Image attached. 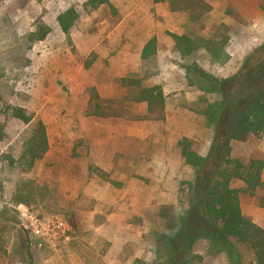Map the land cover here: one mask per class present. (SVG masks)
<instances>
[{
    "label": "rangeland",
    "instance_id": "rangeland-1",
    "mask_svg": "<svg viewBox=\"0 0 264 264\" xmlns=\"http://www.w3.org/2000/svg\"><path fill=\"white\" fill-rule=\"evenodd\" d=\"M87 1L0 0L1 50L12 48L16 37L23 38L39 24L50 28L44 41L8 61L5 70L12 89L7 102L46 126L49 151L27 178L49 188L51 195L33 211L14 206L11 197L17 176L2 172L0 163V245L7 249V255L0 250V264H25L11 254L16 229L24 226L25 209L42 218L57 217L66 226L65 234L42 239L34 247L36 264H133L137 259L165 263L169 253L164 238L180 231L191 198L188 187L182 192L180 185L195 180L193 170L179 159L177 143L184 137L192 139L205 157L213 142V131L205 128L204 119L186 108L201 93L188 87L186 68L191 63L181 59L168 33L213 38L220 25L228 26L229 63L218 66L204 52L195 59L219 80L236 76L264 51V0H211L212 12L198 24L190 23L186 13H172L154 0H112L116 14L107 6L87 13L83 9ZM71 7L81 18L68 38L57 18ZM228 8L240 13L243 22L228 16ZM153 37L157 59L142 64L141 52ZM131 74L149 76V87L162 86L168 97L164 121L86 116L92 89L105 103L121 101L126 95L121 80ZM146 109L145 104L136 105L131 115L143 116ZM24 130L22 124L10 123L2 150L20 154ZM257 149L264 153V136ZM230 153L244 162L252 155L240 144H232ZM97 171L121 186L105 182ZM260 196H241L240 205L243 215L264 229ZM163 212L175 223L174 229L167 227ZM233 245L242 264H253L248 248ZM184 258L189 264H231L224 249L207 239L197 240Z\"/></svg>",
    "mask_w": 264,
    "mask_h": 264
},
{
    "label": "trees",
    "instance_id": "trees-1",
    "mask_svg": "<svg viewBox=\"0 0 264 264\" xmlns=\"http://www.w3.org/2000/svg\"><path fill=\"white\" fill-rule=\"evenodd\" d=\"M154 3L167 5L172 13H186L192 24L200 23L213 10L211 0H154ZM103 6L109 7L116 14L112 0H88L83 9L91 13ZM227 15L239 23L243 22V17L234 8H228ZM80 18L81 13L75 7L61 13L57 18L61 32L69 38ZM49 34L50 28L39 24L35 31L23 38L16 37L12 48L0 49L1 170L8 173V176H17L11 203L29 209L43 205L51 196L49 188L27 178L46 157L49 140L46 126L41 119L7 102L12 89L5 64L22 57ZM168 35L181 59L191 63L186 68L188 87L201 93L199 100L186 108L204 119L205 128L213 131V142L204 157L198 153L194 140L184 137L178 141L179 155L195 175L194 181L180 185L182 192L188 187L191 195L184 222L176 236L164 238L169 253L165 263H149L137 259L133 264H189L184 257L192 251L193 245L199 239L218 243L227 253L231 264H242L240 253L233 243L250 250L253 264H264V229L245 217L240 205L241 196L254 199L261 193L258 207L264 210V153L257 149L264 136V51L252 57L236 76L219 80L205 72L195 59L204 52L214 64L227 65L231 58L228 52L231 41L228 26L220 25L213 38L192 32ZM157 56V39L153 37L145 44L140 60L142 64H148L155 61ZM149 78L146 74H131L123 78L121 85L126 95L118 102L105 103L97 90L92 89L86 116L101 120L164 121L167 116L168 97L162 86H147L146 81ZM141 104L147 106L146 113L133 117L132 108ZM10 123H19L25 127L21 135L22 150L18 155L12 150H2V145L8 138ZM232 144L244 145L252 151L248 162L231 157ZM97 175L105 182L121 186L104 172L97 171ZM236 183L240 186L235 187ZM161 216L168 228L172 230L176 227L167 212H163ZM2 229L6 230V227ZM14 240L11 254L19 260L22 259L25 264H36L34 247L42 244L43 240L24 226L16 229ZM0 250L7 255L4 246L0 245Z\"/></svg>",
    "mask_w": 264,
    "mask_h": 264
},
{
    "label": "built area",
    "instance_id": "built-area-1",
    "mask_svg": "<svg viewBox=\"0 0 264 264\" xmlns=\"http://www.w3.org/2000/svg\"><path fill=\"white\" fill-rule=\"evenodd\" d=\"M22 220L25 228L30 233L44 240H53L60 236L61 233H66V226L57 217L42 218L25 209V212H22Z\"/></svg>",
    "mask_w": 264,
    "mask_h": 264
},
{
    "label": "crops",
    "instance_id": "crops-1",
    "mask_svg": "<svg viewBox=\"0 0 264 264\" xmlns=\"http://www.w3.org/2000/svg\"><path fill=\"white\" fill-rule=\"evenodd\" d=\"M181 157H179V159H180ZM164 160H166V158L164 157ZM134 199V198H133ZM136 199V198H135Z\"/></svg>",
    "mask_w": 264,
    "mask_h": 264
}]
</instances>
